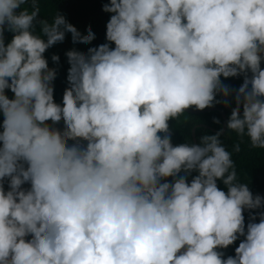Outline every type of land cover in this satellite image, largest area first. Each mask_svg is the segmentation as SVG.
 Masks as SVG:
<instances>
[{
	"label": "clouds",
	"instance_id": "9594fccd",
	"mask_svg": "<svg viewBox=\"0 0 264 264\" xmlns=\"http://www.w3.org/2000/svg\"><path fill=\"white\" fill-rule=\"evenodd\" d=\"M28 2L0 0V264H264V210L243 215L264 197L221 142L264 149V0H110L94 47L101 30ZM66 33L84 53L57 103L44 53ZM190 107L216 133L174 145Z\"/></svg>",
	"mask_w": 264,
	"mask_h": 264
},
{
	"label": "trees",
	"instance_id": "16d2710c",
	"mask_svg": "<svg viewBox=\"0 0 264 264\" xmlns=\"http://www.w3.org/2000/svg\"><path fill=\"white\" fill-rule=\"evenodd\" d=\"M40 12L37 16V20L47 19L51 21L53 15L57 12L64 15L69 23H71L77 31H80L85 25H88L89 29L101 30L102 36L96 40H92V46H98L100 44L106 43V23L107 20L100 19L99 15V5L110 3V0H37ZM22 7H28L31 10L30 0ZM40 26L36 25V31L39 32ZM12 33L5 32L6 42L11 39ZM114 47V43L112 44ZM76 50L80 53L78 47L72 44L71 33H66L65 39L62 42H57L53 46L49 47L44 56L48 60L49 67L55 68L57 75L53 81L54 84V99L57 103H62V96L67 85V70L70 65L67 62L66 52L69 50ZM86 53V52H85ZM58 55L59 61L55 62L51 59L52 55ZM264 64V63H262ZM263 67V66H262ZM240 84H234L228 86L229 88L235 90L238 89ZM6 94L9 98L13 97V93L10 90H6ZM221 99V97H217ZM213 106L221 107L226 111L227 115H230L231 108L235 107L234 100H231L230 106L226 107L224 103H214ZM194 108V107H190ZM208 108V107H206ZM196 109V108H195ZM213 115L215 117L222 116L219 111L208 112V113H198L194 114L188 111L182 113L177 119H171L169 121V128L172 133L171 140L172 143L181 144V143H195L194 139V130L197 126L202 124L213 125ZM3 115L0 113V123H2ZM59 130H63V124L55 125ZM198 137L204 134H214L216 131L210 128L199 127ZM244 137V136H243ZM243 137L239 136L237 133L232 132L226 136H221V142L224 144L226 149L232 150L236 156V162L234 163L237 178L241 182L248 184L250 190L253 194L264 189V149L252 148L250 145L247 146L243 141ZM239 145V151L235 150V146ZM195 171L188 176V181L190 182L192 176L196 175ZM171 180V178H169ZM219 188L227 191L226 186L218 179ZM28 187L29 185H25ZM6 187V186H5ZM264 209H253L248 212H244L245 217V226L250 219V213H257ZM256 222H259V217H256ZM30 237H27L28 239ZM244 237L241 236L235 241L232 245H229L225 249H218L221 251L226 258L229 255H235V248L239 245L240 241Z\"/></svg>",
	"mask_w": 264,
	"mask_h": 264
},
{
	"label": "water",
	"instance_id": "95a60500",
	"mask_svg": "<svg viewBox=\"0 0 264 264\" xmlns=\"http://www.w3.org/2000/svg\"><path fill=\"white\" fill-rule=\"evenodd\" d=\"M187 111H189V112H193V113H202V112H208V110L207 109H203V110H200V109H191V108H188V109H186ZM196 129H197V127L195 128V130H194V136H195V141H196V143H199V141H198V137H197V131H196ZM6 187H7V185H5ZM24 187H26L25 185H24ZM258 195H260V196H262V197H264V190L263 191H260L259 193H257ZM256 194V195H257ZM248 211H250L249 209H245L244 211H243V213L244 212H248Z\"/></svg>",
	"mask_w": 264,
	"mask_h": 264
}]
</instances>
